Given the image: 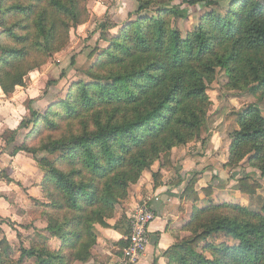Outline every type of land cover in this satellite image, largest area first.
<instances>
[{"label": "trees", "instance_id": "16d2710c", "mask_svg": "<svg viewBox=\"0 0 264 264\" xmlns=\"http://www.w3.org/2000/svg\"><path fill=\"white\" fill-rule=\"evenodd\" d=\"M224 1L228 5L219 13L217 8ZM87 3L0 0L5 39L0 42V89L5 95L23 86L30 72L68 46L70 30L89 18ZM136 3L134 13L128 14L130 20L109 38L108 46L88 54L91 64L84 72L86 81L72 83L65 99L44 115L30 108L29 117L8 132L7 143L26 132L13 153L32 155L42 174L38 205L43 208L46 227L39 232L41 241L29 248L20 246L16 260L12 247L1 241L0 264H86L99 229L121 227L127 237L123 215L114 226L108 222L116 218V211L128 201L131 186L145 171L159 163V170L152 174L157 188L161 171L173 169L172 150L198 141L206 131L207 86L217 70L225 72L227 89L248 90L264 99V2ZM198 5L207 11L196 28L182 36L173 22L187 19L188 9ZM99 29L100 37L107 38L110 26L102 23ZM236 120L224 167L232 172L246 162L264 178V117L257 106L249 104L236 114ZM61 121L77 126L60 137L41 140L37 148L28 145L38 125L56 133ZM196 182L194 175L182 200L198 202ZM237 188L244 198L252 199L262 186L245 175L237 178ZM210 193L211 187L202 189L204 196ZM178 233L184 236H176L165 252L166 264H264V204L261 211H254L209 200L192 208ZM49 238L59 241L57 250L49 248ZM219 238L234 243H217ZM117 244L122 251L127 241Z\"/></svg>", "mask_w": 264, "mask_h": 264}, {"label": "crops", "instance_id": "0c3cea01", "mask_svg": "<svg viewBox=\"0 0 264 264\" xmlns=\"http://www.w3.org/2000/svg\"><path fill=\"white\" fill-rule=\"evenodd\" d=\"M30 93L28 88L18 87L12 94L5 95L0 89V233H3L2 235H7L11 228H17L22 220L31 221V214L35 212V210L32 212L31 198L41 201L42 197L40 189L42 174L32 156L25 152L13 153L26 132L21 131L14 143H7L5 137L29 115L30 108L41 112L47 107L55 99L57 90L52 88L43 96H30ZM17 109L21 114L18 119L15 118ZM214 142L217 143V140ZM214 142L209 143L203 150L202 147L199 149V143L195 146L191 145L189 150L173 149L171 152L173 169L169 172L161 171L162 179L157 188L153 187L152 174L158 171V164L152 166L151 170L145 171L140 180L131 186L126 203L153 194L158 196V200L152 203L155 219L148 228L149 242L137 264H166L164 254L173 245L176 236H184L178 231L189 220L192 208L201 207L203 199H208L202 194V189L213 186L211 191L217 196L220 194L222 198L240 201L244 198L237 188L238 170L231 172L224 167L225 155L219 158ZM197 150H200V156L193 155ZM230 172L236 173V180L231 178ZM194 175L197 177L195 191L199 198L195 204L181 199L187 182ZM250 200L264 204V193L258 191ZM118 217L110 220L109 225L114 226ZM33 226L41 231L46 227V221L38 219ZM122 230L121 227L119 230L99 229L97 243L92 249L91 259L86 264H121L122 251L117 243L127 238ZM59 245L57 239L49 238L48 246L51 250H57Z\"/></svg>", "mask_w": 264, "mask_h": 264}, {"label": "rangeland", "instance_id": "374dc122", "mask_svg": "<svg viewBox=\"0 0 264 264\" xmlns=\"http://www.w3.org/2000/svg\"><path fill=\"white\" fill-rule=\"evenodd\" d=\"M180 1L181 0H174V4L178 5ZM259 1L264 2V0ZM227 5L228 1L222 2L221 7L217 8V11L222 13L223 10L226 9ZM183 7H186V5H183ZM136 8V0H88L87 10L89 13V18L83 25L70 30L68 46L61 52L54 54L45 65L35 71L30 72L24 79V85L21 87L18 86L20 88H28L31 92L30 96H43L52 88L57 90L55 99L47 107L42 109L40 112L41 115H44L51 106L65 99L67 90L72 83L78 82L80 80L86 81L84 72L91 64L87 58L88 54L94 48L99 50L105 49L108 46L107 41L109 38L117 34L121 26L130 20L128 14L134 13ZM188 11L189 13L187 19L176 20L172 24V27L178 30L182 36H185L186 33L196 28L199 23V18L204 14V12L207 11V9L204 8L203 5H198L190 7ZM133 19L134 18L132 17L131 20ZM102 23L110 26L107 38L100 37L101 35L99 27ZM2 32L3 29L0 28V42L5 40L2 39ZM71 60H73V63H71ZM226 84L227 77L225 72L217 70L213 81L207 86L206 94L210 102V107L206 119V131L201 134V137L198 141H193L187 146L181 148H186L185 150H189L191 145L195 146L196 143H199V149L202 147L203 150V148L208 146L209 143L217 140V143H213L217 148L216 152H219V158H222V156L225 155L226 159L230 142L229 134L233 130L237 129L236 114L242 112L247 105L254 104L264 117V99H259V95L254 96L248 90H229L226 88ZM20 115L19 109H17L15 118L18 119ZM28 117L29 116L27 115L23 119H27ZM59 124L60 129L56 133L49 132L43 128V126L38 125L37 131L34 133L35 135H31L29 137V140L27 141L28 145L31 148H37L41 140L50 137H60L62 134H66V132L71 129L74 131L75 127L77 126L76 124H71L68 126L67 123L63 121L59 122ZM193 153V155L200 156V150H197V152L194 151ZM42 155L43 154L41 153L39 154V156ZM48 158L53 159L52 156ZM155 164H158L159 166V163L156 162L154 165ZM238 173L239 178L249 175L251 178H254L256 181H258L262 186V189L259 191L263 193L264 178L258 177L257 173H254L252 169H249L246 162H244L238 168ZM235 176L236 173H233L231 178L236 180ZM214 182L215 181H213V183ZM211 188L214 187L212 186ZM219 188L221 189L224 187ZM207 197L208 199H203L202 205L207 204L209 200L213 203H223L224 201H228L235 202L233 204L239 203L240 205H243L254 211H261L263 204V202L250 200L247 197L243 198L242 201L239 199H228L226 197L222 198L220 194H218V196L215 195L214 191H211ZM31 202L32 212L35 210V212L31 214V221H20V223L17 225V228H11V230L7 232V235H2L3 233H0V242L3 240L8 242V244L13 249L12 257L15 260L19 256L18 250L20 246L29 248L33 242L36 243L39 240L41 241V239L38 237L39 232L41 231L35 228L33 224L38 221V219L45 220L42 216L43 208L38 205V202H40L39 200H34L31 198ZM120 210L118 212L116 211V217H120ZM220 242H224L229 245L234 243V241L231 239L223 238H219L217 240V243ZM25 264H32V261H28Z\"/></svg>", "mask_w": 264, "mask_h": 264}, {"label": "built area", "instance_id": "2783aa9c", "mask_svg": "<svg viewBox=\"0 0 264 264\" xmlns=\"http://www.w3.org/2000/svg\"><path fill=\"white\" fill-rule=\"evenodd\" d=\"M158 200L156 194L144 196L126 203L122 215L127 221L129 235L127 245L122 249L121 264H137L144 254L149 239L148 228L155 219L152 203Z\"/></svg>", "mask_w": 264, "mask_h": 264}]
</instances>
